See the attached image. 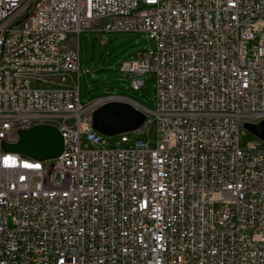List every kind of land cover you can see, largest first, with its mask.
I'll use <instances>...</instances> for the list:
<instances>
[{
    "label": "built area",
    "instance_id": "2783aa9c",
    "mask_svg": "<svg viewBox=\"0 0 264 264\" xmlns=\"http://www.w3.org/2000/svg\"><path fill=\"white\" fill-rule=\"evenodd\" d=\"M92 25L153 40L119 68L136 90L153 76L154 107L82 101ZM115 100L145 136L95 137ZM237 114L264 119V0H0V264H264V151ZM43 123L59 156L2 148Z\"/></svg>",
    "mask_w": 264,
    "mask_h": 264
},
{
    "label": "rangeland",
    "instance_id": "374dc122",
    "mask_svg": "<svg viewBox=\"0 0 264 264\" xmlns=\"http://www.w3.org/2000/svg\"><path fill=\"white\" fill-rule=\"evenodd\" d=\"M96 32L87 30L76 35V45L81 58L82 101L89 102L97 96L110 93L154 107L156 87L153 76L146 74L144 88L136 90L131 85L130 76L119 68L122 60L133 58L138 50L153 46V40L139 32L107 31L101 34ZM87 68L92 69V73L86 72ZM107 137L109 143H113L117 135ZM253 137L255 136L250 132L243 134L242 144H246Z\"/></svg>",
    "mask_w": 264,
    "mask_h": 264
},
{
    "label": "water",
    "instance_id": "95a60500",
    "mask_svg": "<svg viewBox=\"0 0 264 264\" xmlns=\"http://www.w3.org/2000/svg\"><path fill=\"white\" fill-rule=\"evenodd\" d=\"M146 118L142 109L130 101H110L98 107L92 117L93 129L107 136L138 128ZM244 127L253 135L264 140V119L245 122ZM2 148L15 151L37 159L59 156L64 150V137L53 124H38L18 131L15 142L2 141Z\"/></svg>",
    "mask_w": 264,
    "mask_h": 264
},
{
    "label": "bare ground",
    "instance_id": "6f19581e",
    "mask_svg": "<svg viewBox=\"0 0 264 264\" xmlns=\"http://www.w3.org/2000/svg\"><path fill=\"white\" fill-rule=\"evenodd\" d=\"M92 30L97 32H102V25H92ZM37 73H42V77H50V70H45V66H37ZM71 82H80V75L76 77L75 74H71ZM237 121H240V124H244L245 122H251V117H249L248 114H237ZM8 133H17V124H9ZM117 135L118 137L114 140L113 145L123 146V140H126V132H122ZM105 136L106 135L95 130V137H105ZM136 136H145V126H139L138 128H136ZM253 145L254 147H261V150L264 151V140L260 138L254 139Z\"/></svg>",
    "mask_w": 264,
    "mask_h": 264
}]
</instances>
